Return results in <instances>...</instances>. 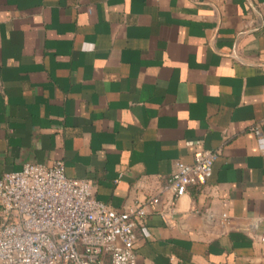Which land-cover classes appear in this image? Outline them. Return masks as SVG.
<instances>
[{
	"label": "crops",
	"instance_id": "1",
	"mask_svg": "<svg viewBox=\"0 0 264 264\" xmlns=\"http://www.w3.org/2000/svg\"><path fill=\"white\" fill-rule=\"evenodd\" d=\"M201 150L135 264H264V0H0V177L61 160L123 210Z\"/></svg>",
	"mask_w": 264,
	"mask_h": 264
},
{
	"label": "built area",
	"instance_id": "2",
	"mask_svg": "<svg viewBox=\"0 0 264 264\" xmlns=\"http://www.w3.org/2000/svg\"><path fill=\"white\" fill-rule=\"evenodd\" d=\"M251 131L263 146L258 128ZM216 156L201 150L192 164L176 161L165 187L123 210L98 201L89 181L67 177L61 160L7 172L0 177V264H135V229L147 207L166 219L189 186L207 183Z\"/></svg>",
	"mask_w": 264,
	"mask_h": 264
}]
</instances>
